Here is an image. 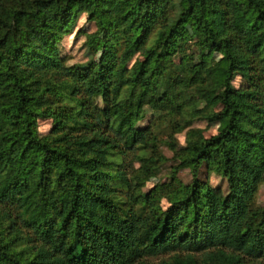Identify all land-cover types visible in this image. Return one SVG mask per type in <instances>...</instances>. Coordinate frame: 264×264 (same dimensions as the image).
Listing matches in <instances>:
<instances>
[{"label":"trees","instance_id":"16d2710c","mask_svg":"<svg viewBox=\"0 0 264 264\" xmlns=\"http://www.w3.org/2000/svg\"><path fill=\"white\" fill-rule=\"evenodd\" d=\"M82 12L97 25L89 45L101 35L103 49L69 64L61 42ZM193 45L192 62L174 61ZM198 96L221 108L192 118L218 130L189 142L181 164H214L230 191L179 182L170 211L142 218L139 198L126 208L120 192L135 185L129 152L152 134L137 125L144 105ZM139 158L150 175L162 156ZM260 182L264 0H0V264H151L143 256L176 250L188 252L165 264H243L264 256Z\"/></svg>","mask_w":264,"mask_h":264},{"label":"rangeland","instance_id":"374dc122","mask_svg":"<svg viewBox=\"0 0 264 264\" xmlns=\"http://www.w3.org/2000/svg\"><path fill=\"white\" fill-rule=\"evenodd\" d=\"M222 23V19L214 21L217 27L222 25ZM96 29V22L89 19L86 12H82L76 27L67 33L61 42L62 54L66 57L69 64L84 62L90 58L96 61L99 59L103 49V37L101 35L98 36L90 45L88 42V35ZM197 53L198 48L193 45L186 53L175 52L173 59L177 63L181 62L182 59L190 63L197 57ZM209 54L215 59L226 56L224 51H210ZM143 56L144 51L136 53L129 65L131 66L137 57ZM234 83L236 86H240L243 83L242 76L237 75ZM191 90H194V87ZM220 108V104H209L200 96L193 99V101L187 102L180 109H175L166 100L158 101L157 105L151 102H147L144 105V114L137 121V125L150 128L152 134L147 141L141 142L131 150L126 159L127 170L135 185L132 189L120 192V200L123 207L127 208L131 205L133 200H130V198H139L135 208L142 218L149 219L153 213L157 212L164 214L172 208L171 197L174 198L176 188L180 186L179 182L186 185L208 182L213 186L221 187L225 193L230 191L227 177L220 170H217L214 164L209 165L206 161H203L197 172H193L191 165L181 164V159L189 142L202 136L214 134L218 130L219 123L217 121H210L203 117L192 118V113L195 110L211 112ZM39 124L41 132L47 133L51 129L52 119L41 118ZM173 141L177 144V157L174 156L175 151L171 148V142ZM152 155H161L164 159L161 158L157 162H148L151 173L147 175V171L141 169L143 162L139 156L149 158ZM28 174L29 169L25 168L13 176L12 181H24ZM252 204L256 207H264V182H260L254 192ZM187 252L184 250L167 251L145 255L143 258L151 264H165V261H172L175 254L181 253L185 255ZM191 252L199 259L203 258V252ZM244 258L243 264H264V256L250 258L245 255ZM199 264L217 263L204 261Z\"/></svg>","mask_w":264,"mask_h":264}]
</instances>
